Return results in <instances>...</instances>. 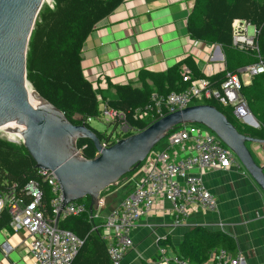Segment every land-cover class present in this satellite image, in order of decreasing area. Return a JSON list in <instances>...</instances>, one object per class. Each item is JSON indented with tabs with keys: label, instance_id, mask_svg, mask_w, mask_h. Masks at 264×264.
Returning a JSON list of instances; mask_svg holds the SVG:
<instances>
[{
	"label": "trees",
	"instance_id": "obj_1",
	"mask_svg": "<svg viewBox=\"0 0 264 264\" xmlns=\"http://www.w3.org/2000/svg\"><path fill=\"white\" fill-rule=\"evenodd\" d=\"M53 1V9L47 4L42 8L32 33L27 56V79L34 90L59 109L69 122L80 125L79 119L85 121L86 126L96 133L101 143L114 140V134L97 131L91 126L92 121L105 120V112L113 110L124 113L133 129H147L156 119L137 121L134 118L135 113L150 105L154 94L167 98L172 93L186 91L190 84L183 81L184 68L191 71L193 80L206 78L211 89L220 90L228 75L240 76V70L258 63L260 59L264 62V0H193L194 6L187 20L188 36L193 42L220 46L225 58V70L207 77L190 55L165 72L153 73L141 69L135 82L110 84L109 89L115 92L110 97L95 90L93 83L85 77L83 52L99 24L114 15L127 0ZM235 20L244 21L255 28L258 51L252 48L239 50L234 46ZM240 95L246 101L259 128L244 125L235 116L232 107H225L214 100L194 102L192 105L214 106L239 133L264 140V75L252 77L251 85H243ZM111 125L115 126L117 137H120L118 124ZM176 129L178 127L169 133ZM163 140L165 144L161 145ZM163 140L157 146L165 149L167 136ZM250 145L248 144L249 148ZM77 148L86 159H95L98 156L93 142L89 139L78 140ZM132 174L133 172L122 177L119 183H126ZM30 182L39 184L42 210L47 218L52 217L51 203L54 195L48 183L44 182L40 170L36 168L35 161L23 144L0 138V194L8 193L15 185L17 193L22 195L21 191ZM114 189L115 186H111L101 195L107 196ZM26 201L30 199L26 198ZM78 203L84 204L88 212L81 216L63 218L58 225L60 229L71 231L84 240L72 264H112L108 244L102 239L103 221L91 219L89 197ZM10 222L9 211L4 208L0 214V230L8 228ZM160 248L171 249L181 260L190 264L207 262L214 251L226 250L235 255V243L231 236L221 232L213 233L204 227H196L187 232L179 246H175L171 238L167 237L161 240Z\"/></svg>",
	"mask_w": 264,
	"mask_h": 264
},
{
	"label": "built area",
	"instance_id": "obj_2",
	"mask_svg": "<svg viewBox=\"0 0 264 264\" xmlns=\"http://www.w3.org/2000/svg\"><path fill=\"white\" fill-rule=\"evenodd\" d=\"M130 2L131 0H127V5ZM46 4L54 8L53 0H47ZM250 28L253 30L252 34L249 33ZM256 35L255 28L246 22L234 21L233 43L239 50L252 48L258 51ZM219 47L192 41V49L188 56L193 57L194 62L207 77L225 70V58ZM202 64L203 67H200ZM218 66L221 67V71L217 69ZM240 73V76L228 75L221 89L215 90L210 88L208 79L193 80L191 71L184 68L183 81L190 84L189 88L182 93H172L167 98H160L154 94L152 103L144 110H138L134 118L137 121L155 118L153 122L155 123L169 114L188 108L194 102L214 100L225 107H232L235 116L244 125L254 128L256 119L252 117L246 101L240 95V90L243 86L242 77L264 75V62L260 59L258 63L240 70ZM84 74L97 91L101 89V81L106 82L104 75L96 72L87 71ZM99 99L101 100V96ZM105 118L109 124H118L120 135L117 137V133L113 136L114 140L102 143L105 148L125 139L123 136L130 137L143 131L133 129L124 113L106 111ZM22 142L23 140L12 141L15 144ZM80 153L82 154L81 150ZM241 167L243 165L237 156L204 126L184 124L167 134L166 148L162 151L153 150L126 180V183H134L133 193L124 198L120 205L103 219L102 239L108 244V254L112 264H123L125 255L133 247L132 231L154 207L161 204V200L173 206L172 217L175 227L184 225L193 210L200 208L213 212L217 209L216 196L205 187L202 177L191 173L192 169L219 170ZM40 173L54 195L51 203L53 216L49 218L45 216L41 207L42 192L36 182H30L21 191L22 195L17 193L15 185L8 193L0 194V214L4 208H7L14 233L22 236L16 246L8 241L1 244L4 255H9L16 247L22 250L23 261L26 264H72L84 240L71 231L56 227L57 220L58 217L60 222L69 216L84 215L88 209L78 202L70 203L63 208V192L56 175L52 171L45 170H40ZM26 198L30 201H26ZM104 206L105 198L101 195L99 208L91 214V219H101ZM149 264L190 263L181 260L170 249H161L158 257L149 261ZM203 264H247V262L241 254L233 255L226 250H219L212 252L208 261Z\"/></svg>",
	"mask_w": 264,
	"mask_h": 264
},
{
	"label": "crops",
	"instance_id": "obj_3",
	"mask_svg": "<svg viewBox=\"0 0 264 264\" xmlns=\"http://www.w3.org/2000/svg\"><path fill=\"white\" fill-rule=\"evenodd\" d=\"M193 0H131L114 15L101 22L90 36L83 52L84 72L104 75L101 93L113 97L109 85L135 82L139 71L145 69L162 73L186 59L192 49L187 32V20ZM201 67V66H200ZM221 71V67H217ZM244 86L252 78L242 77ZM259 166L264 169V144H251ZM202 177L205 187L218 200L213 212L193 210L181 227L173 225V206L161 200L132 231L133 247L123 264H141L158 257L161 240L170 237L175 246L183 242L185 234L196 227L231 236L235 255L241 254L247 264H264V192L244 167L208 170L192 169ZM120 181V180H119ZM105 198L101 220L134 190V183H117ZM107 191V190H106ZM21 234L11 225L0 230V264H26L23 252L16 248L7 256L1 244L8 241L16 246ZM171 250V249H170Z\"/></svg>",
	"mask_w": 264,
	"mask_h": 264
},
{
	"label": "water",
	"instance_id": "obj_4",
	"mask_svg": "<svg viewBox=\"0 0 264 264\" xmlns=\"http://www.w3.org/2000/svg\"><path fill=\"white\" fill-rule=\"evenodd\" d=\"M46 2L0 0V128L17 121L24 124L22 144L37 169L52 171L56 175L63 192V208L89 197L90 213H94L99 208V199L104 191L140 166L170 131L190 123L204 126L214 133L237 156L264 192V169L256 163L248 147V144H264V140L239 133L214 106H189L109 148L102 146L85 121L79 119L80 125L72 124L36 91L49 107L33 106L27 93L30 84L27 79V56L32 33ZM258 127L256 121L254 128ZM83 138L93 142L98 152L95 159L84 158L77 148L78 140ZM71 151L77 152L79 157L73 158ZM58 222L59 217L56 227Z\"/></svg>",
	"mask_w": 264,
	"mask_h": 264
},
{
	"label": "bare ground",
	"instance_id": "obj_5",
	"mask_svg": "<svg viewBox=\"0 0 264 264\" xmlns=\"http://www.w3.org/2000/svg\"><path fill=\"white\" fill-rule=\"evenodd\" d=\"M27 93H28V100L33 106H37L42 109L48 108L47 102L42 100L39 95L35 92L34 88L28 84L27 87ZM2 131L7 134V137H9L10 140L17 142L18 140L23 139V132H24V124L22 122H12L9 123L8 125L0 128V132ZM70 155L73 158H78L79 155L75 151H71Z\"/></svg>",
	"mask_w": 264,
	"mask_h": 264
},
{
	"label": "rangeland",
	"instance_id": "obj_6",
	"mask_svg": "<svg viewBox=\"0 0 264 264\" xmlns=\"http://www.w3.org/2000/svg\"><path fill=\"white\" fill-rule=\"evenodd\" d=\"M249 33L252 34L253 33V30L252 28L249 29ZM201 67H203V64L201 65ZM107 119L105 118V120H102V121H92L91 122V126L96 129L97 131L101 132V133H108L109 135H112V134H116V131H115V126L114 125H111L109 124L108 121H106ZM119 130V129H118ZM212 133V132H211ZM0 138L4 139V140H7L9 141V137H7V134L3 132L2 134V131L0 132ZM165 144V140L162 141L161 145H164ZM155 151H162L163 150V147H160V146H157L156 148H154Z\"/></svg>",
	"mask_w": 264,
	"mask_h": 264
}]
</instances>
